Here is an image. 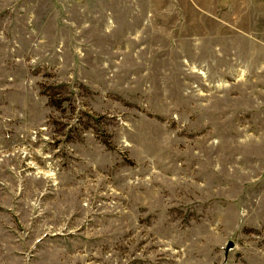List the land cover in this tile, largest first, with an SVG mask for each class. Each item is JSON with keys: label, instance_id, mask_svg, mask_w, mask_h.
I'll return each instance as SVG.
<instances>
[{"label": "rangeland", "instance_id": "obj_1", "mask_svg": "<svg viewBox=\"0 0 264 264\" xmlns=\"http://www.w3.org/2000/svg\"><path fill=\"white\" fill-rule=\"evenodd\" d=\"M0 264H264V0H0Z\"/></svg>", "mask_w": 264, "mask_h": 264}, {"label": "water", "instance_id": "obj_2", "mask_svg": "<svg viewBox=\"0 0 264 264\" xmlns=\"http://www.w3.org/2000/svg\"><path fill=\"white\" fill-rule=\"evenodd\" d=\"M233 244H234V243H233L232 241H228V242H227V244L225 245V248H224V253H225V255L228 253V250H229V249H231V248L234 247Z\"/></svg>", "mask_w": 264, "mask_h": 264}]
</instances>
